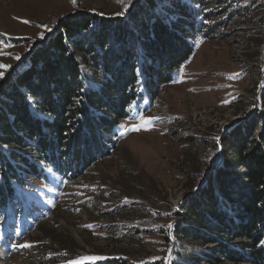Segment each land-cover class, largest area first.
Returning a JSON list of instances; mask_svg holds the SVG:
<instances>
[{
    "label": "rangeland",
    "instance_id": "rangeland-1",
    "mask_svg": "<svg viewBox=\"0 0 264 264\" xmlns=\"http://www.w3.org/2000/svg\"><path fill=\"white\" fill-rule=\"evenodd\" d=\"M137 2L0 0V65L9 66L0 68V82L62 17L82 10L120 17ZM215 2L221 6L206 21V35L195 38V52L174 81L155 90L154 104H132L117 149L72 179L50 173L47 181L26 179L30 186L14 183L18 196L0 212V264H171L182 251L172 237L182 205L226 165L224 137L264 113V0ZM225 9L236 12L229 18L220 14ZM42 229L70 238L74 258L52 251L38 235Z\"/></svg>",
    "mask_w": 264,
    "mask_h": 264
},
{
    "label": "trees",
    "instance_id": "trees-1",
    "mask_svg": "<svg viewBox=\"0 0 264 264\" xmlns=\"http://www.w3.org/2000/svg\"><path fill=\"white\" fill-rule=\"evenodd\" d=\"M215 3L138 0L120 17L82 10L32 43L0 82V212L18 196L14 183L30 186L26 179L47 181L50 173L72 179L117 149L132 104H154L155 90L174 81L195 52V38L206 35V21L221 6ZM242 126L224 137L226 165L182 205L172 230L182 251L171 264H264V113ZM38 235L74 258L70 238L53 229ZM195 243L215 247L201 251Z\"/></svg>",
    "mask_w": 264,
    "mask_h": 264
},
{
    "label": "snow or ice",
    "instance_id": "snow-or-ice-1",
    "mask_svg": "<svg viewBox=\"0 0 264 264\" xmlns=\"http://www.w3.org/2000/svg\"><path fill=\"white\" fill-rule=\"evenodd\" d=\"M73 2H75V0H73ZM26 23H27V21H25ZM17 59H19V57H16ZM7 67H9L8 65H0V68H7ZM3 75V73L2 72H0V76H2ZM141 119L143 120L144 118L143 117H141ZM141 126H144V125H141ZM130 130H136V131H138L139 130V127H137V128H133V129H130ZM169 227H171V225H169ZM83 259H89V260H96V259H102V257H85V258H83ZM72 264H81V262H72Z\"/></svg>",
    "mask_w": 264,
    "mask_h": 264
}]
</instances>
